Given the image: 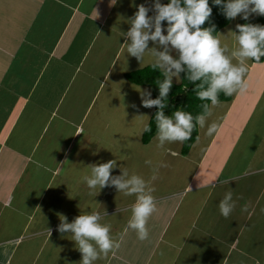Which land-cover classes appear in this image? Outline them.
<instances>
[{
	"label": "crops",
	"instance_id": "obj_1",
	"mask_svg": "<svg viewBox=\"0 0 264 264\" xmlns=\"http://www.w3.org/2000/svg\"><path fill=\"white\" fill-rule=\"evenodd\" d=\"M133 3L0 0V264H82L74 233L59 230L61 217L72 223L93 213L98 223L110 226L114 246L105 254L89 241L97 253L91 264H139L132 250L151 256L162 243L167 245L161 251L166 264H260L264 258V158L239 166L237 159L230 166L226 162L238 139L230 135L235 132L226 119L241 120L246 116L242 105L259 98L264 61L245 60L247 87L229 101L210 103L187 154L181 153L180 141L159 146L157 132L142 143L153 110L143 106L142 93L146 99L153 96L149 87L124 75L151 64L149 54L156 51L148 43L141 60L127 52V33L138 10ZM224 27L216 36L229 40L230 30ZM234 39L225 54L239 66V58L232 57L238 50ZM173 79L180 81L177 75ZM235 97H240L239 106H233ZM213 124L217 128L207 134L206 145L198 146L202 129L207 132ZM139 142L148 148L137 151L138 156L132 148ZM115 149L120 155L109 182L89 189L84 178L93 177V166L115 161ZM166 159L180 168L187 162L196 165L181 186L179 175L170 190H160L158 182L151 186L156 211L146 223L148 238L140 240L128 227L136 194L126 195L111 179L133 164L149 193L153 173L162 164L168 167ZM229 193L232 211L225 218L219 204ZM183 208L190 211L182 213ZM181 229L185 234L179 240ZM130 248L131 257L125 256Z\"/></svg>",
	"mask_w": 264,
	"mask_h": 264
},
{
	"label": "clouds",
	"instance_id": "obj_2",
	"mask_svg": "<svg viewBox=\"0 0 264 264\" xmlns=\"http://www.w3.org/2000/svg\"><path fill=\"white\" fill-rule=\"evenodd\" d=\"M220 4L221 0H215ZM156 14L154 17L147 15L148 9L144 5H139L138 10L131 21V28L127 36L131 38V43L127 45V52L141 60L148 47V41L162 45L164 50L155 52L157 62L152 64V69L160 68L165 79L163 82L155 81L159 84L160 96L153 99L143 98L144 107L156 106L157 136L159 146H163L165 140L180 141L181 143L191 138L194 128L193 117L190 113L177 110L172 117H166L163 113L166 99L172 84V76L177 75L187 68L188 80L195 82L203 78V83L199 85L204 88V83H208L207 90L198 92L201 100L209 99L213 105H219L218 93L223 91L226 96H231L237 91H242L247 87L246 74L248 67L246 59L260 61L264 56V25L239 24L236 36L238 50L232 52V57L239 58V66L233 65L231 57L225 54L227 46L221 47L218 36H213L212 30L201 26L209 18L212 9L208 0H169L167 4L157 3L155 5ZM226 16L229 19L235 18L243 13L242 18L247 20L250 13L264 15V0H228L225 5ZM162 21H167V34H164ZM154 28V31L149 29ZM170 50L178 53V58L170 55ZM175 70V71H173ZM135 107V105H133ZM207 109V105H205ZM202 117L198 116L197 121L202 122ZM217 125L213 124L208 134L216 130ZM144 131H151L150 126H145ZM115 166V161L95 165L92 167V178L85 177L89 189H94L97 185L103 187L110 180L111 169ZM118 190H126V195L136 194V203L132 206V216L128 222V227L135 230L140 240L148 238V228L146 223L149 217L156 211L154 197L145 192V182L133 176L130 180H122L119 177L111 179ZM131 185V187H129ZM155 189H153L154 191ZM231 199L229 193L225 200L219 204L221 214L227 218L232 211V207L227 204ZM99 215L84 214L77 216L72 223H67L65 217H61L60 231L71 230L74 238L78 241L80 250L84 254L82 264H91V260L97 258V253L89 241H95L100 250L107 254L114 246L113 240L109 236V225L98 223ZM116 248L120 245L116 244Z\"/></svg>",
	"mask_w": 264,
	"mask_h": 264
},
{
	"label": "rangeland",
	"instance_id": "obj_3",
	"mask_svg": "<svg viewBox=\"0 0 264 264\" xmlns=\"http://www.w3.org/2000/svg\"><path fill=\"white\" fill-rule=\"evenodd\" d=\"M129 2L131 0H128ZM133 10H136L137 5L139 4V2L143 1V5L148 9L147 15L149 17H154L156 14V9H155V4L157 3V0H133ZM161 1L159 0V3ZM139 6V5H138ZM114 12H111L110 16L112 17V15H114ZM153 12H154V16H153ZM117 13V12H116ZM115 13V15H116ZM257 15L255 13H250L249 17ZM239 16H242L241 14H238L235 18H233L232 20H230V22L224 27V29L226 28V30H230V39L226 40L223 36L221 37L220 41H221V47H225L227 45H229V41L232 40V38H236V36L238 35L236 33V26L238 21L242 18H238ZM239 20H238V19ZM223 30V29H222ZM149 31H154V28L149 29ZM163 31L164 34H167V28L163 27ZM235 42L236 39H234ZM148 43L153 45L154 51L156 52H160L163 51L164 48L162 45H159L158 43H154L153 41L149 40ZM237 46L238 42H237ZM170 55H172L173 57H175L178 53L175 50H170ZM145 53L143 54L144 58ZM149 58H150V63L154 64L157 62V56L154 53H150L149 54ZM248 60V59H247ZM149 65V64H148ZM175 71V70H173ZM175 75L172 76V82H175V80L173 79ZM260 81H258L259 86L257 87L258 91L260 92L259 98L255 97L256 100H248L245 104L242 105L240 111L246 112V116L239 117L241 118V120H238V118L233 119L232 116L228 117L226 119V125L227 126H231V129L233 130V132L235 133H231L230 135L235 137H238L237 141H236V149L235 150H231L229 156L227 157V165L230 166L233 164V161L237 159V166L239 165H243L246 163V161H252V159L255 161H257V159L259 160V157L264 158V82L259 83ZM263 85V88L262 86ZM150 89V88H149ZM152 98V97H151ZM236 98V97H235ZM239 106L240 105V97H237L235 100V104L233 103V106ZM213 106V104H212ZM216 106V105H215ZM232 106V105H231ZM214 109V108H213ZM237 110L239 109V107L236 108ZM211 112L208 115V118L210 116H212ZM205 122H207V120H204ZM206 126V125H205ZM243 127L242 131L240 132L239 136L236 135V131L239 127ZM208 134L207 132H204V128L202 129V137L200 139V143L198 144V146H201V144L203 146L206 145L207 141L204 142V140L206 139ZM170 144V143H169ZM148 147L143 146L141 142H139V144H137L136 146H133L132 149H136L134 153H137V151L140 152H145V150H147ZM118 155H120V152L118 150L115 149V167L117 164V160H118ZM139 156V154H138ZM199 157V156H198ZM133 160V159H132ZM168 164V167H166L165 164H162L161 168L158 171H154L153 173V178L155 180H152L150 183V186L147 188V190L149 191V193H151L150 188L153 184H157V182L159 183V189L160 190H164V189H169L172 187L173 183H172V179L175 178L176 175H179V185H183V183H185V177L186 175H188V173H190V170L196 165L195 162H193V165L189 162H187L182 168H180V164L179 162H171L169 159H166ZM171 163V164H170ZM160 167V165H159ZM134 165L133 164H129L127 166H124L123 169H120V175H118L115 172V177H119L121 179H123L125 177V180H129L131 179L133 176L138 175L139 171L138 169H134ZM116 169V168H115ZM156 173H158L156 175ZM160 174V176H159ZM156 175V176H155ZM182 175V176H181ZM158 177H160V179L158 180ZM142 179V177H141ZM164 180V181H163ZM163 181V182H161ZM189 212L190 210L188 208H183L181 209L182 213L183 212ZM115 218H118V216L115 214ZM183 227H184V222L182 223ZM169 234H171V236L173 235L172 232H168ZM197 233V228L192 230V235ZM183 234H185V230L181 229L178 233H177V237L179 236V240H181L183 238ZM262 235L264 237V232H262ZM174 238V237H173ZM164 242H166L164 240ZM261 244L264 246V240L261 241ZM167 247V245H165V243L156 246L155 251L153 252V254L150 256L148 253L146 254V257L144 256L145 252H141L139 254H136L134 250H132L133 248L130 249H126L124 250V255H130L129 251L132 252V256L130 255L131 258H135L136 255H138V259L139 261L141 260V263L139 264H166L163 263V260L161 257V251H165V248ZM121 254V252H120ZM149 255V256H148ZM262 256H264V253L262 252ZM141 257V258H140ZM144 257V258H142ZM249 261H252L250 257H248ZM260 264H264V258L260 259L259 261ZM124 264V263H123ZM245 264H250L248 262H246Z\"/></svg>",
	"mask_w": 264,
	"mask_h": 264
},
{
	"label": "trees",
	"instance_id": "obj_4",
	"mask_svg": "<svg viewBox=\"0 0 264 264\" xmlns=\"http://www.w3.org/2000/svg\"><path fill=\"white\" fill-rule=\"evenodd\" d=\"M169 0H166L165 4H167ZM209 7L212 9L209 18L205 21V23L201 26L202 28H209L212 30V35L216 36L217 32L226 26L231 19L227 18L225 5L226 0H221L220 4L215 3V0H208ZM162 26L167 27V21H162ZM239 24H253V25H264V15H254L249 17L247 20L241 18L237 25ZM236 33L239 34L237 26H236ZM178 58V54L174 57ZM252 62L258 63L257 61ZM264 61V56L260 57L259 62ZM152 64L146 65L142 68H138L129 72L125 73V78L136 85H144L150 88L153 99H157L160 96V88L159 84L155 81L159 80L163 82L165 79L164 75L162 74V70L160 68L152 69ZM180 81L178 83L172 82L170 90L167 94L166 99L162 102L165 104L163 108V113L166 117H172L173 113L177 110L184 111L190 113L193 117L192 123L194 128L191 133V138L182 142L181 146V153L187 154L193 142L197 139L198 136V126H197V117L206 115L209 109V105L211 100L204 99L201 100L198 97V92L201 90H207L209 87L208 83H204V88L201 89L199 85L203 83V78L201 80H197L192 82L188 80V72L187 68L185 67L184 71H181L178 74ZM231 96H226L223 91L218 93L219 101H229L231 100ZM207 105V109L205 108ZM158 108L153 106L152 113L150 115L149 121L146 126L151 127V131H143L141 135L142 143H147L149 140L154 136V134L158 131L157 123L155 120L156 113Z\"/></svg>",
	"mask_w": 264,
	"mask_h": 264
}]
</instances>
